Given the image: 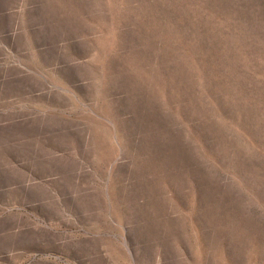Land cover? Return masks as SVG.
<instances>
[{"label":"rangeland","instance_id":"374dc122","mask_svg":"<svg viewBox=\"0 0 264 264\" xmlns=\"http://www.w3.org/2000/svg\"><path fill=\"white\" fill-rule=\"evenodd\" d=\"M0 264H264V0H0Z\"/></svg>","mask_w":264,"mask_h":264}]
</instances>
